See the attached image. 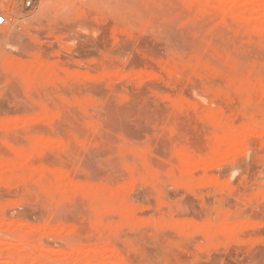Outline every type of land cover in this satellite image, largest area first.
I'll return each mask as SVG.
<instances>
[{
	"label": "rangeland",
	"instance_id": "obj_1",
	"mask_svg": "<svg viewBox=\"0 0 264 264\" xmlns=\"http://www.w3.org/2000/svg\"><path fill=\"white\" fill-rule=\"evenodd\" d=\"M0 16V264H264V0Z\"/></svg>",
	"mask_w": 264,
	"mask_h": 264
},
{
	"label": "built area",
	"instance_id": "obj_2",
	"mask_svg": "<svg viewBox=\"0 0 264 264\" xmlns=\"http://www.w3.org/2000/svg\"><path fill=\"white\" fill-rule=\"evenodd\" d=\"M38 0H22V6L25 10H32ZM7 23V18L5 16H0V26H4Z\"/></svg>",
	"mask_w": 264,
	"mask_h": 264
}]
</instances>
